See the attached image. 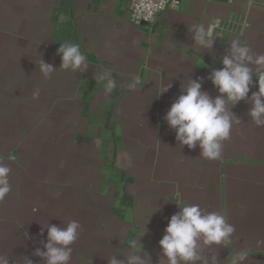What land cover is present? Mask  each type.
<instances>
[{
	"label": "crops",
	"instance_id": "obj_1",
	"mask_svg": "<svg viewBox=\"0 0 264 264\" xmlns=\"http://www.w3.org/2000/svg\"><path fill=\"white\" fill-rule=\"evenodd\" d=\"M130 4L0 0V163L11 168L0 254L44 264L33 255L46 242L41 229L75 219L82 231L70 264L125 259L133 241L151 264H163L158 241L177 203L191 202L235 227L228 248L205 255L229 264L244 251V264H264V127L250 120V102L233 109L241 123L214 160L180 146L163 119L189 79L218 95L208 77L233 40L264 54V0H188L164 10L152 32L130 20ZM232 15L246 16L249 29L224 33L207 51L195 46L192 25ZM63 42L80 46L84 73L59 69ZM41 58L57 68L51 78L37 69ZM103 70L115 81L111 93L94 78Z\"/></svg>",
	"mask_w": 264,
	"mask_h": 264
},
{
	"label": "clouds",
	"instance_id": "obj_2",
	"mask_svg": "<svg viewBox=\"0 0 264 264\" xmlns=\"http://www.w3.org/2000/svg\"><path fill=\"white\" fill-rule=\"evenodd\" d=\"M219 27L220 21L216 19L207 24H194L188 32L195 46L207 51L221 37ZM57 55L61 59L59 69L84 73L89 68L86 55L78 44L60 43ZM220 63L222 67L211 71L208 77L218 91L217 96L212 97L202 90V78L189 79L163 117L169 128L174 130L180 146L189 149L199 147L200 156L209 160L220 158L223 142L230 138L233 125L241 123L233 111L239 102H250V120L256 127H264V54H256L246 43L233 40ZM36 65L46 79L51 78L57 69L42 58ZM94 78L105 82L106 93H111L116 86L107 70L94 75ZM253 84L257 91H252ZM129 87L134 89L136 81ZM170 87L171 84L167 85L158 96ZM38 96L39 90H36L33 98ZM10 173L11 168L0 163V201L11 191ZM177 205L179 211L168 219L164 235L158 241L163 264H219L217 255H205V249L214 246L228 248L235 232L234 225L221 211H207L191 202ZM159 210L156 208L151 214ZM45 228L47 238L43 249L36 248L33 255L40 257L44 264H70L72 245L82 231L80 222L72 219L65 226L45 225L41 234ZM143 253L138 250L137 241H133L125 259H118L114 253L107 258V264H151L150 257ZM246 259L247 253L238 251L229 256V264H244ZM10 261L7 254H0V264H10ZM25 264H33V261L25 257Z\"/></svg>",
	"mask_w": 264,
	"mask_h": 264
},
{
	"label": "built area",
	"instance_id": "obj_3",
	"mask_svg": "<svg viewBox=\"0 0 264 264\" xmlns=\"http://www.w3.org/2000/svg\"><path fill=\"white\" fill-rule=\"evenodd\" d=\"M129 16L130 20L138 25L144 26L152 32L158 24L161 13L170 7L180 8L188 0H130ZM212 1V0H209ZM233 1V0H228ZM216 20V19H215ZM220 21L218 32L222 36L224 33L231 34L243 32L250 27L246 16L232 15Z\"/></svg>",
	"mask_w": 264,
	"mask_h": 264
}]
</instances>
